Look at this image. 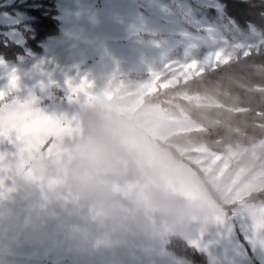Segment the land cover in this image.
<instances>
[{
    "label": "rangeland",
    "instance_id": "1",
    "mask_svg": "<svg viewBox=\"0 0 264 264\" xmlns=\"http://www.w3.org/2000/svg\"><path fill=\"white\" fill-rule=\"evenodd\" d=\"M15 1L4 0V4ZM198 1L223 9L216 0ZM56 4L61 22L58 35L44 43L41 54L30 52L10 62L0 58V87L13 69L26 86H36L41 79L63 84L66 78L84 75L92 84L88 94L76 98L69 109L71 130L42 146L29 162L31 175L17 178L14 184L6 182L0 189V264H102L103 259L106 264L125 263L126 259H96L95 239L87 233L84 216L89 209H83V215L77 208L79 199L70 181L80 146L99 123L131 133L128 152L132 158L126 171L105 174L120 200L141 203L156 192L170 194L191 211L193 220H204L201 224L208 230L214 229L217 217L231 218L195 170L157 144L197 126L187 116H170L159 105L146 104L144 97L202 72L205 68L189 70V59H202L240 42L245 31L225 32L198 15L186 0H56ZM27 18V13L13 17L0 12V26L6 28L0 32L23 45V33L8 25ZM48 50L54 69L46 70L49 75L44 77ZM48 91L58 97L61 89ZM192 150L198 154L188 158L202 169L222 199L236 203L233 214H246L247 195L264 185V141L225 154L203 146ZM262 210L264 206H255L250 219ZM158 222L167 223L160 218Z\"/></svg>",
    "mask_w": 264,
    "mask_h": 264
},
{
    "label": "trees",
    "instance_id": "2",
    "mask_svg": "<svg viewBox=\"0 0 264 264\" xmlns=\"http://www.w3.org/2000/svg\"><path fill=\"white\" fill-rule=\"evenodd\" d=\"M186 1L198 15L215 22L227 33L235 28L246 32L250 21L264 25L260 17L264 0H248L247 3L245 0H216L223 7L221 11L204 6L198 0ZM16 11L26 12L29 20L16 26L25 37L23 45L0 33V57L11 61L27 57L30 52L43 53L44 43L58 35L61 26L56 0H16L12 4L0 0V12L13 14ZM5 29L0 26V30ZM144 102L159 105L170 116H187L194 122L197 128L172 134L165 140H157V144L195 170L210 196L233 217L236 203H226L202 169L188 157L197 155L192 148L199 146L212 153L225 154L230 149L249 148L264 141V55L253 53L214 69L205 68L185 81L158 87L145 95ZM179 148L189 151L181 153ZM246 202L263 203L264 185L254 188ZM239 239L247 246L243 236ZM167 247L193 264H208L207 255L190 247L180 236H171Z\"/></svg>",
    "mask_w": 264,
    "mask_h": 264
},
{
    "label": "snow or ice",
    "instance_id": "3",
    "mask_svg": "<svg viewBox=\"0 0 264 264\" xmlns=\"http://www.w3.org/2000/svg\"><path fill=\"white\" fill-rule=\"evenodd\" d=\"M260 17L264 20V11ZM253 53L264 55V25L250 21L240 42L202 59H189L186 67L214 69ZM48 75L42 73L44 77ZM91 84L84 75L66 78L63 84L41 79L36 86H26L15 69L7 74V83L0 87V189L6 182L14 184L17 178L31 175L28 165L34 155L47 142L71 130L69 109L76 98L88 94ZM49 88L61 89L59 96L53 97ZM5 98L7 102H3ZM239 236H243L247 246ZM185 241L193 249L208 254L211 264H264V210L255 219L241 213L231 218L217 217L214 229L202 228L196 237Z\"/></svg>",
    "mask_w": 264,
    "mask_h": 264
},
{
    "label": "clouds",
    "instance_id": "4",
    "mask_svg": "<svg viewBox=\"0 0 264 264\" xmlns=\"http://www.w3.org/2000/svg\"><path fill=\"white\" fill-rule=\"evenodd\" d=\"M130 135L115 125L99 123L80 146L70 181L79 199L77 208L81 213L89 209L86 215L82 213L88 220L87 233L109 248L130 237L155 243L161 239L160 218L175 232L191 234L193 214L172 195L156 192L141 203H125L110 190L105 174L126 171L132 158L128 152ZM136 155L138 158L139 153ZM41 167L47 165L42 163Z\"/></svg>",
    "mask_w": 264,
    "mask_h": 264
},
{
    "label": "crops",
    "instance_id": "5",
    "mask_svg": "<svg viewBox=\"0 0 264 264\" xmlns=\"http://www.w3.org/2000/svg\"><path fill=\"white\" fill-rule=\"evenodd\" d=\"M22 13H26V12L17 11L16 13H13V14L8 13V14H10L13 17H16ZM28 19L29 18L24 19V20L22 19V20H20V22L11 23L8 25L10 27L8 29L16 28L17 25H19L20 23H22L24 21L25 22L28 21ZM17 29H19V28H17ZM2 34H4V33L2 32ZM46 50H47V48H46ZM50 51L48 50V53H49L48 56H47V54H45L47 56V58H49V59L47 60L48 63L46 64V68H45L44 72L46 70H49V69H54V62H52V63L49 62L50 61V56H49ZM0 58H2V57H0ZM6 61L10 62L11 60H6ZM259 205L264 206V203L255 204V203H247L246 202L243 205V207H244V209H246V211L248 210V212L246 214H243V215L248 216L250 219L252 216V214L250 212L255 208V206H259ZM12 206H16V205H12ZM14 209H17V208L14 207ZM18 209L22 210L23 208L18 207ZM17 215H19V214H17ZM21 215H22V213H20V217H21ZM203 221L201 220L200 223H198V222H196L195 219L194 220L192 219L193 231L189 235H182V234L175 232L170 227V225L168 223L160 224L161 239L155 243H149V242L145 241L144 239L138 238V237H130L123 244H120V245L116 246L115 248H109V247L105 246L102 242H100L99 240L95 239L96 259H100V258L103 259L105 257L106 258H115L118 260H121V259L125 260L126 259L125 263H122V264H193L189 260H187L181 256H178V255L174 254L172 251H170L167 247V244H168L170 237L174 236V235L180 236L184 240L186 238L196 237L202 228L207 229V227H208L207 225L205 226V225L201 224V222H203ZM206 255L208 257V264H211L212 258H210L208 254H206ZM101 262H102V264H106L104 259ZM117 263L118 262L116 261V264ZM111 264H113V260H111Z\"/></svg>",
    "mask_w": 264,
    "mask_h": 264
}]
</instances>
